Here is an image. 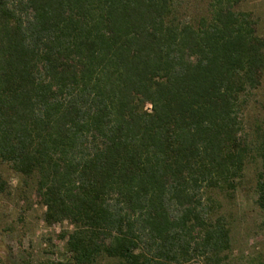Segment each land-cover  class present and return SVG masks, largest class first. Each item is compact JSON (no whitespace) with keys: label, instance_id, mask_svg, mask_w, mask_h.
<instances>
[{"label":"trees","instance_id":"16d2710c","mask_svg":"<svg viewBox=\"0 0 264 264\" xmlns=\"http://www.w3.org/2000/svg\"><path fill=\"white\" fill-rule=\"evenodd\" d=\"M240 2L0 0V164L72 225L42 264H227L217 196L264 168L242 118L264 38ZM255 192L264 215V171Z\"/></svg>","mask_w":264,"mask_h":264},{"label":"rangeland","instance_id":"374dc122","mask_svg":"<svg viewBox=\"0 0 264 264\" xmlns=\"http://www.w3.org/2000/svg\"><path fill=\"white\" fill-rule=\"evenodd\" d=\"M207 1L191 0L195 6L191 11L201 12ZM239 9L252 14L257 34L264 38V0H241ZM242 118L247 129L264 124V74L261 84L250 94ZM259 171H264L259 160L250 158L235 192L217 196L230 228L227 264H264V215L255 202ZM0 173L7 181V188L0 193V264L56 263L68 259L70 254L60 235L71 231L72 225L68 221L46 223L45 207L38 198L32 196L28 203L20 196V177L5 163L0 164Z\"/></svg>","mask_w":264,"mask_h":264}]
</instances>
